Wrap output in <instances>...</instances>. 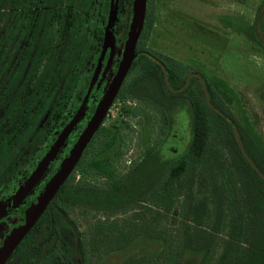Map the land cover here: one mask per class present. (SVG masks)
<instances>
[{"label":"trees","instance_id":"obj_1","mask_svg":"<svg viewBox=\"0 0 264 264\" xmlns=\"http://www.w3.org/2000/svg\"><path fill=\"white\" fill-rule=\"evenodd\" d=\"M45 1L50 5L58 4V50L52 48L49 50L51 55H47L48 73L54 74L58 51V78H52L46 98L42 97L45 91L42 85L45 83L39 85L31 96L32 87L28 82L21 86L19 97L22 102L27 101L25 112L29 113L31 124L54 92L57 79L60 83L58 99L54 101L51 117L46 124L51 122L57 110H61L63 120H66L67 108L76 102L73 93L77 81L81 88L82 71L97 57L98 40L102 37L101 30L109 3V0ZM124 4L125 15L119 20L121 42L128 32L132 0H124ZM72 12H76L77 19L71 21ZM151 25L152 20H149L146 11L136 44L137 54L129 70L134 78L128 89L124 90V84L117 98L139 97L161 110L166 125L161 143L147 146L139 162L116 178L112 163L119 154V132L114 125L102 124L92 140V143L98 141V145L85 162L101 175L107 176L111 181L110 186L85 180L75 181L73 169L54 199L48 203L42 219L32 232L40 228L38 223H55L58 218V264H264V237L258 234L253 236L258 226L264 231V214L255 215L252 219V231L247 232L251 235L249 239L243 237L247 225L241 224L239 232L234 228L228 232L229 236H221L219 232L204 227L199 216L190 218L194 224L191 220H179L175 226L169 223L168 209L179 194L182 177L195 170L209 148L211 113L218 115L232 129L237 150L245 158V178L256 195L264 193V167L249 151L250 130L236 120L230 107L225 106L203 73L196 70L193 76L201 86L203 97H207L205 103L191 90L186 64L141 45ZM250 33L264 49V0L256 11ZM39 56L40 53L35 63ZM133 69L136 70L134 72L138 71L136 75L131 73ZM187 91L188 94H185ZM177 112L188 120L187 139L185 145L175 146L171 143L166 146L178 127L172 120L173 113ZM67 148L70 146H64L63 152ZM89 148H86L76 165L85 159ZM74 205L111 212L131 211L139 219L131 221L127 228L113 227L114 221H110L106 227L98 221V226L91 229L90 248H87L79 239L75 221L68 218V209ZM257 206L263 208L264 202L260 201Z\"/></svg>","mask_w":264,"mask_h":264},{"label":"rangeland","instance_id":"obj_2","mask_svg":"<svg viewBox=\"0 0 264 264\" xmlns=\"http://www.w3.org/2000/svg\"><path fill=\"white\" fill-rule=\"evenodd\" d=\"M261 1L147 0V11L152 25L141 45L186 64L191 90L205 103L207 97H203L201 86L193 76L196 70L203 73L218 97L225 102V106L230 107L236 120L250 130L249 151L264 167V49L250 33ZM117 13V0H110L109 17L104 24V32L110 34L115 42ZM123 44L124 40L117 43V52L120 55ZM113 61L112 56L108 65L117 63ZM134 71L136 70L133 69L131 73L136 75L138 71ZM133 78L130 73L127 74L124 90L131 87ZM87 99L88 96L84 100L83 114L73 124L59 149L41 167L37 179L23 192L31 190L49 169L50 161L63 151L69 134L86 113ZM78 107L65 124L74 117ZM172 120L178 127L172 133V142L169 141L166 146L171 143L175 146L185 145L189 126L187 118L183 119L182 113L177 112L173 113ZM210 121L212 135L207 145L209 148L195 170L182 177L179 194L168 209L169 223L175 226L179 220H191L194 224L190 218L199 216L204 227L219 232L221 236H229L228 232L234 228L239 232L242 224L248 227L243 230V237L249 239L251 235L247 232L253 227L252 219L255 215L264 214V206H257L260 201L264 202V193L256 195V191L251 189L252 186L249 187L245 178V158L237 150L232 129L214 113H211ZM103 125H114L119 132V154L112 163L116 178H120L139 162L147 146L159 145L166 130L161 110L139 97L117 98L110 106ZM56 140L58 136L54 142ZM97 145L98 141L92 143L85 159L74 168V180L110 186L111 181L107 176L101 175L85 162ZM68 218L75 221L79 239L81 238L87 248H90L91 229L98 226V221L106 227L110 225V221H114L113 227L127 228L131 221L139 219L131 211L111 212L81 205L69 207ZM257 234L264 237L260 226L254 230L253 236Z\"/></svg>","mask_w":264,"mask_h":264},{"label":"flooded vegetation","instance_id":"obj_3","mask_svg":"<svg viewBox=\"0 0 264 264\" xmlns=\"http://www.w3.org/2000/svg\"><path fill=\"white\" fill-rule=\"evenodd\" d=\"M117 4L118 13L114 26L116 45L113 51L114 55H112L117 63H112L111 66L108 65L104 69L110 54V47L107 46L100 61L101 66L97 77L88 93L86 113L69 134L64 146H71L76 140L116 72L121 58L117 52L119 50L117 43L121 37L119 20L123 14L125 15L124 0H117ZM109 6L110 0L101 30L102 37L100 41L98 40L97 57L90 61L82 71L83 84L81 88L77 81L73 93L76 102L67 108L66 120H63L61 110H57L51 122L46 124L51 117L54 101L56 98L58 99L60 83L57 79V81L55 80L54 92L48 97V102L38 113L34 123L31 124L28 118L29 113L25 112L27 101H21L19 91L21 86L28 82L32 87L31 96L39 85L45 83L46 85H42L45 89L42 92L44 94L42 97L46 98L49 85H52V78H58V51L54 62L55 72L54 74L48 73V56L51 55L49 50L52 48L58 50V20L60 19L58 4L50 5L45 0H0V246L3 245L13 230L23 223L26 217V209L35 202L46 181L57 169L61 158L68 152V148L66 152L60 151L50 161L49 169L30 191L17 192L88 91L102 50L104 24L108 19ZM74 13L76 12H72L71 21L77 19V15ZM47 28H49L48 32H46ZM39 53V60L35 63ZM125 78L113 102L122 90L126 81ZM26 88H28L27 85ZM22 114L24 116L21 118ZM92 140L93 138L88 146L92 144ZM56 194L57 192L49 202L54 199ZM46 208L47 206L8 253L2 264H58V218H56L55 223H38L40 228H36L32 232L36 223L42 219ZM45 227L49 229L46 230ZM31 232L33 238L29 237ZM43 234H45L44 238Z\"/></svg>","mask_w":264,"mask_h":264},{"label":"water","instance_id":"obj_4","mask_svg":"<svg viewBox=\"0 0 264 264\" xmlns=\"http://www.w3.org/2000/svg\"><path fill=\"white\" fill-rule=\"evenodd\" d=\"M131 9H132V13L129 22V28L127 35L124 39L123 51L116 72L114 73L104 93L100 97L95 109L93 110L91 116L87 120L85 126L79 132L76 140L72 143V145L68 149L67 154L61 158L57 169L46 181L43 190L38 194L35 202L31 203V205L26 209L25 212L26 217L23 223L17 226L10 234V236L4 241L3 245L0 246V264L4 262L8 253L18 243V241L22 238V236L30 229V227L37 219V217L47 206L51 198L54 196V194L58 191L60 186L67 179L69 174L75 168L79 159L81 158L84 151L88 147L90 140L94 137V134L102 124L104 117L107 114V111L112 105L113 100L118 92V89L120 88L121 83L125 78L126 74L128 73L131 64L133 62V59L137 54L136 44L144 25L146 11H147V0H132ZM107 46L110 47V54L108 56V61H107V65H108L109 60L112 57L113 51L115 49V40L110 36V34H108L105 31L102 42V50L98 57V64L91 78L88 91L82 99L81 105H79L78 110L74 115V117L67 124L63 126V129L58 135V140H56L54 144L48 148L46 155L33 169L30 176L25 180L24 184L20 186L17 192L21 193L25 191L37 179L43 166L53 156V154L57 151V149H59V145L63 143L66 135L68 134L73 124L83 114L84 100L87 98L89 90L97 77L101 63L100 61L103 56L104 50Z\"/></svg>","mask_w":264,"mask_h":264}]
</instances>
